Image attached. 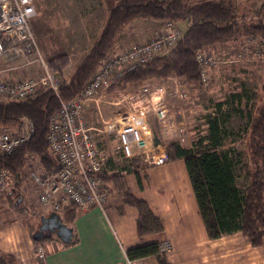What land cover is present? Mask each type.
<instances>
[{"label":"trees","instance_id":"16d2710c","mask_svg":"<svg viewBox=\"0 0 264 264\" xmlns=\"http://www.w3.org/2000/svg\"><path fill=\"white\" fill-rule=\"evenodd\" d=\"M111 1L98 34L90 51L79 60L77 67L63 83L58 92L61 99L67 101L78 96L96 70L99 62L113 50L116 38L129 23L136 19L179 21L186 25L182 36L174 48L167 54L147 61L142 66L121 76L107 91L120 90L129 83H139L150 78L176 76L188 84L199 82L196 55L204 49H212L218 43L237 41L243 37H253L262 46L263 58L259 87L257 90H245L244 104L238 112L244 116L245 123L238 136L245 148V159L229 139L225 120L218 116L209 119L207 135L184 148L178 142L166 145L167 161L182 160L196 199L197 207L205 230L210 239L225 234L241 232L251 245L262 247L264 252V0L247 10L240 9L241 0H104ZM246 37V38H247ZM128 45V44H127ZM125 45L124 47H126ZM65 61V58H63ZM62 62L53 63L59 67ZM59 99L50 89L38 90L22 100L0 101V128H17L21 116L33 121L34 132L31 138L8 155L0 156V167H4L12 177L8 196L12 207L25 214L37 212L36 200L26 203L22 188L27 179L28 159L36 160L43 174L59 167L57 158L50 151L46 134L50 115L59 108ZM224 102L216 103L220 110ZM155 143L158 138H155ZM206 143H203V142ZM144 166L136 160L127 162L126 168L107 162L100 173L102 189L107 194H116L121 202L136 209V231L139 236L159 233L163 230L161 220L151 211L148 204L133 195L125 180L128 174H134L141 182ZM241 182V217L227 222H218L215 218L207 188L213 184L236 177ZM144 176L145 173H143ZM30 179V178H29ZM27 212V213H26ZM37 214V213H36ZM77 215L74 205H68L63 211V219L72 228ZM32 236L37 229L32 223H26ZM39 226V225H38ZM37 226V227H38ZM57 238L54 234L35 240L41 243ZM129 260L154 256L158 264H170L165 255L159 253L158 242L134 246L126 250ZM0 264H13L11 256L0 255Z\"/></svg>","mask_w":264,"mask_h":264},{"label":"built area","instance_id":"2783aa9c","mask_svg":"<svg viewBox=\"0 0 264 264\" xmlns=\"http://www.w3.org/2000/svg\"><path fill=\"white\" fill-rule=\"evenodd\" d=\"M35 14L34 0H0V61L11 62L0 73L10 71L11 68L32 70V74L24 73L12 78L0 76V98L22 100L38 90L50 89L58 97L60 104L49 117L46 134L47 145L60 166L43 174L37 171L30 173V179L36 188V204L59 215L63 214L68 205H74L76 211L80 212L92 206L104 208L107 195L102 189L100 173L105 170L107 162L127 165V162L136 160L145 169L168 162L166 141L158 139L155 143L156 135L150 115H155L161 121L168 114L166 110L171 109L161 99L156 104L158 108L154 111L152 109V112L148 111V107L142 106L118 119L111 117L102 121L99 133L104 139L105 148L101 149L95 142L92 127L88 125L87 107L95 103L102 91L107 90L127 72L169 53L183 31L170 19L149 28L141 24L138 28V22L132 24L130 29L142 41L132 43L124 50L109 52L100 60L80 94L65 101L58 92L64 81L62 74L52 69L43 59L33 34L30 20ZM253 40L255 38L247 37V41ZM212 52V49H204L196 55L199 77L203 84L208 80L206 68H210L215 62ZM185 96L181 93L178 98ZM33 132V121L26 116H21L17 128L0 129V156L11 154L28 141ZM180 132L183 135V129L180 128ZM108 133L114 134L116 149L107 150L105 134ZM179 142L182 145L181 139ZM106 152H110V155ZM126 165L119 167L125 169ZM9 176L7 169L0 167V195L7 193L10 188ZM158 247L159 253L163 255L170 249L169 243L164 240L158 243ZM34 253L38 264H46L41 244L34 246Z\"/></svg>","mask_w":264,"mask_h":264},{"label":"rangeland","instance_id":"374dc122","mask_svg":"<svg viewBox=\"0 0 264 264\" xmlns=\"http://www.w3.org/2000/svg\"><path fill=\"white\" fill-rule=\"evenodd\" d=\"M260 1L241 0L240 9L247 6V10H250ZM110 4L111 1L104 0H34L36 14L30 20L33 34L43 59L52 69L60 71L64 81L70 77L79 60L90 51ZM136 22H138V28L140 24L149 28L157 26L163 20L136 19L129 23L117 36L112 51L124 50V46L127 44L129 46L142 41V38L136 37L134 30L130 29V26ZM175 23L181 32L184 31L185 23L179 21H175ZM246 37L242 36L237 41L218 43L213 46L212 53H214L215 62L210 68H206L208 78L206 84L200 80L194 85L188 84L176 76H168L150 78L139 83H129L120 90L102 91L96 102L87 107L88 125L92 127V134L97 146L101 149L105 148L104 139L99 133L102 121L111 117L118 119V117H123L142 106L148 107V111L152 112V109L154 111L155 108H158L156 107L157 102L164 99L171 111L167 109L168 114L161 121L155 115H150V119H152L155 137L165 140V146H170L171 142L180 144L179 139H181L182 147L188 148L190 145L192 147L194 142L207 135L209 119L218 116L219 121L222 119L226 121L225 126L228 129L229 139L235 141V145L245 159V148L238 136V131L245 123L244 116L238 112V109L242 107L245 100L244 96L239 98L236 95H243L245 90H257L263 75L262 46L257 39L247 41ZM54 61L62 62V65L54 67ZM10 63L4 60L0 61V70L9 67ZM11 69L1 72L0 76L6 78V72L8 74L13 72L14 76L24 73L32 74L31 69ZM181 93L186 95L185 98H178ZM0 99V101L5 100L4 98ZM219 101L224 102V105L220 110H217L216 103ZM180 128L183 129V135H181ZM105 143L107 150L116 149L113 133L105 134ZM106 154L110 155V152H106ZM114 165L123 166L126 164L117 162ZM24 169H26L27 179H24L21 193L26 196L23 189H30L29 185L31 184L28 183L30 173L38 172L40 168L36 160L30 158ZM234 178L242 179L238 177V174ZM9 179V185H11L12 177L9 176ZM7 193L0 195V204L22 217L25 223L30 222L37 228L40 223L39 215H41V212H38L40 211L39 206L37 214L30 213L31 208L27 209L29 210L28 213L26 212L27 214L23 211L19 212L10 204V199L6 197ZM30 195L31 193H29ZM32 201L31 198L25 200L26 203ZM2 212L0 210V214ZM2 218L4 219V216Z\"/></svg>","mask_w":264,"mask_h":264},{"label":"crops","instance_id":"0c3cea01","mask_svg":"<svg viewBox=\"0 0 264 264\" xmlns=\"http://www.w3.org/2000/svg\"><path fill=\"white\" fill-rule=\"evenodd\" d=\"M5 76L12 78L14 73L6 72ZM140 179L138 183L134 174L125 176L130 192L144 200L161 220V232L139 236L136 209L109 193L104 208L92 206L86 211H76L70 242L59 238L41 242L46 264H158L154 256L129 260L125 252L134 246L163 240L170 245L165 253L170 264H264L262 247L251 245L241 232L215 239L208 237L182 160L148 167ZM28 180L31 185L30 189H23L27 194L24 198L35 199L36 188L33 181ZM241 189L240 180L235 178L207 188L218 222L241 217ZM12 195L8 191L6 197ZM38 209L39 221L52 212L47 208ZM0 210L3 211L0 214V255L11 256L13 264H38L35 243L24 219L1 204Z\"/></svg>","mask_w":264,"mask_h":264},{"label":"water","instance_id":"95a60500","mask_svg":"<svg viewBox=\"0 0 264 264\" xmlns=\"http://www.w3.org/2000/svg\"><path fill=\"white\" fill-rule=\"evenodd\" d=\"M51 234L65 243L70 242L73 237L72 228L64 223L56 212H51L48 216L40 218V224L33 232L32 238L38 240L42 239L44 235L50 236Z\"/></svg>","mask_w":264,"mask_h":264},{"label":"flooded vegetation","instance_id":"af4514ba","mask_svg":"<svg viewBox=\"0 0 264 264\" xmlns=\"http://www.w3.org/2000/svg\"><path fill=\"white\" fill-rule=\"evenodd\" d=\"M44 236H46V235H44Z\"/></svg>","mask_w":264,"mask_h":264}]
</instances>
